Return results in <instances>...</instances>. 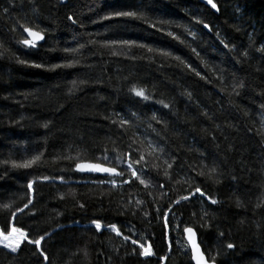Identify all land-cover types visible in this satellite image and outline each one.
I'll return each mask as SVG.
<instances>
[{
	"label": "trees",
	"instance_id": "obj_1",
	"mask_svg": "<svg viewBox=\"0 0 264 264\" xmlns=\"http://www.w3.org/2000/svg\"><path fill=\"white\" fill-rule=\"evenodd\" d=\"M213 2L218 10L206 0H0V161L22 162L43 152L29 169L0 164V205H11L0 208V231L19 227L30 239L51 234L40 250L27 241L15 253L0 247V264H194L185 227L195 230L205 255L228 242L236 245L224 249L216 264H264V52L257 51L264 45V0ZM137 7L148 21H166L160 31L144 20L101 19L113 9ZM121 22L133 27L105 31ZM32 24L46 30L36 48L18 43L28 39L21 25ZM109 38L137 40L169 55L102 47ZM79 44L84 47L74 56L63 51ZM17 57L28 63H17ZM68 60L76 63L55 70L30 66ZM73 80L85 83L68 95ZM132 84L145 88L150 99L132 95ZM117 113L136 117L118 128L109 118ZM46 121L47 129L41 127ZM149 143L163 153L150 155ZM140 155L145 159L133 168L143 169L137 175L148 187L130 174L106 178L74 170L90 162L120 171ZM165 159L175 161L168 178ZM213 161L222 173L219 183L207 176ZM200 171L206 174L197 175ZM45 175L55 179H38ZM179 177L184 180L177 183ZM105 180H115V187L100 183ZM196 186L218 203H192L196 197L175 203ZM29 197L32 204L17 211ZM201 208L207 211L206 227ZM157 209L167 214V227L156 218ZM93 220L101 223L100 231ZM141 244L151 246L153 256L139 255Z\"/></svg>",
	"mask_w": 264,
	"mask_h": 264
},
{
	"label": "snow or ice",
	"instance_id": "obj_2",
	"mask_svg": "<svg viewBox=\"0 0 264 264\" xmlns=\"http://www.w3.org/2000/svg\"><path fill=\"white\" fill-rule=\"evenodd\" d=\"M9 2H11V0H9ZM206 4L209 5L212 9H217V5L216 3L213 2V0H206ZM218 10V9H217ZM4 11L6 12L7 9H4ZM33 11H35V9H33ZM112 18H125L126 20H144L145 23L148 24V27L150 28H156L157 31H160L159 28V24L162 23H166V21L163 20H158V21H148L143 14L142 9L140 8H129L127 10L125 9H113L112 11L106 13L103 17H101V19H112ZM68 19L72 21L73 24L77 23V21L75 19H73L72 16H68ZM21 27L23 28V31L27 33V36L30 37V39H22L20 41H18V43L26 46V47H30V48H36L38 42L45 40V29L41 28L39 25L36 24H32L31 26L29 25H21ZM133 25L131 24H127L124 22H121L117 25H110L107 26L105 31L108 30V28H122L124 30H127L129 28H132ZM203 27L205 29L209 28V24L205 23L203 25ZM185 31H187V29H185ZM99 34V33H97ZM166 35L172 37V39H178L172 32H167ZM218 35V33H217ZM88 43L90 44H96L97 41L96 40H90L88 41ZM221 43L224 44L225 48H228V44L224 43L223 40H221ZM101 46L102 47H115V46H120L123 47L125 49H131L132 47H137L140 49H145L147 53H153L154 51H157L158 54L163 55V56H168L169 52L167 50L164 49H154L153 46L151 45H147L143 42H139L137 40H131V39H123V38H109V39H105L101 42ZM84 47V44H79V47H66L63 49L64 52L66 53H70L73 56L75 54H77L79 52V50L81 48ZM193 52H196V49L193 48L192 49ZM257 51L260 52H264V45H262L260 48L257 49ZM112 55H117L118 53L113 51L111 53ZM124 55H126V58L129 59H137V55L136 54H131L130 56L127 53H123ZM197 55H199L197 53ZM243 55H247V53H243ZM140 58H144L143 56H141ZM148 59H151V57H147ZM177 60H180L179 57H175ZM17 63L20 64H25L28 63L25 60H21L19 59V57L16 58ZM76 63L75 60H68L67 63H54L51 65H45V64H41V63H31L30 66L32 67H36V68H45L46 70H55L57 68H61V67H72L74 66V64ZM180 63H184L183 60H180ZM187 67V65H185ZM195 75L200 76L201 79H204L203 76L200 75L199 72H196ZM85 83V81L80 80V81H75L73 80L71 83V87L68 89L67 94L71 95L74 94L75 91H77L80 86H82ZM242 86V84L240 85ZM128 91L134 95L135 97H139L141 98V100L143 101H148L150 99V95L147 94L146 89L143 87H138L136 84H132L129 86ZM233 91L236 92V85L233 84ZM186 95H189L190 98V94L185 93ZM238 94V92L236 93ZM160 103H162L164 108H168L169 105L167 103H163V101H160ZM264 107V106H262ZM205 115H207L205 113ZM136 117V113H131L127 118L120 116L119 113L116 114V118H111V123L114 125H117L118 128H124V126L126 125H130L131 123H133V119ZM152 120H155L157 123H160L161 121L157 118V116L155 114L152 115L151 117ZM18 123V122H17ZM41 127L47 129L49 127V122H44ZM149 127H151V125H149ZM218 127V126H217ZM126 131V129H125ZM153 131H155V129H153ZM149 147L151 148V153H149L150 155L152 153H163V148H159L157 147H153L151 143H149ZM203 155V153H201V156ZM43 156V152H38L37 154L32 155L30 158H25L23 159L22 162H17L15 160H9V161H0V164H10V167L13 169H29L32 168L33 166L37 165V163L41 160V157ZM77 156H79V152H77ZM65 159H73V157H69V156H65ZM104 159L107 160L108 157L107 155L104 156ZM116 160L117 164H120V158L119 157H115L114 158ZM145 158L143 155H140L138 159L134 160V161H129L126 163V167L121 168L120 171H117L116 167H103L101 164L96 163V164H81V163H77L75 165V171H79V172H98V173H108L110 175H115L118 177H123L127 174H130L131 177L136 178V180L139 181L140 184L145 185V187H148L149 184L146 183L145 179H141L140 176L137 175L138 171H141V173L143 174V169H134L133 168V164H139L140 161H143ZM174 159L171 160V162H169L168 159L164 160V164H165V168L163 171V175L165 178L169 177V169H171L173 167V163H174ZM153 167H155V165H153ZM203 167V165H202ZM207 167V176L209 179H214L215 183H219V175H222V173H218V167L219 165L213 161V163ZM206 173L204 171H200L197 173V175H205ZM2 178V177H0ZM38 179H41L43 181H48L50 179H55L53 177H49V176H42V177H38ZM63 181V178H60ZM184 180L183 177H179L177 179V183H180ZM189 187H192V181L191 179H189L188 181ZM33 180H29L26 187L28 189L29 192L32 191L33 189ZM100 183H110L113 185V187H115L116 185V181L115 180H105V181H100ZM123 183H129L128 179H124ZM161 187H163V185H161ZM197 194H199L197 196ZM192 197H196L195 200H192V203H199V204H203L205 202V200L210 201L211 204H217L218 201L214 198H212L211 196H206V193L204 191L201 190V188L199 186H196L194 188V191L189 192L188 195H182L180 196V198L178 200L175 201L176 204H180L181 201H190ZM61 199L64 198L63 194H61ZM141 203V201H137V204ZM261 203H264V201H261ZM32 204V199L31 197L28 198L27 202L23 205L22 208L17 209V211L19 212H23L24 209H27L29 207V205ZM236 204L237 206H241V202L239 199L236 200ZM261 206L260 203H258L256 205L257 208H259ZM11 205L10 204H2L0 205V208L2 209H10ZM80 208H84V204H79ZM171 209H169L170 211ZM157 219H164L165 220V224L163 225V227H167V214L164 213L163 215H161L159 213V210L157 209ZM57 215H59V213H57ZM13 216H15V212H13ZM207 216V211L204 210L203 208H201V220H204V217ZM173 217L175 219V214H173ZM91 223L95 226V229L97 231L101 230V223L98 222L97 220H93L91 221ZM207 226V221L204 220V223L201 225V227H206ZM109 228L112 232H115L116 236H120L121 235V231L116 227L115 224H110ZM184 232L188 233V241L190 243L191 246V251H192V259L195 260V264H216V257L218 255H222L224 254V249H233L234 247H236V245L232 242H228L226 243V245H223L222 248H218L215 252L209 251L207 255H205V252L201 250L200 245L197 243L196 241V232L193 230L192 227H185L183 229ZM46 235H51L50 233H45L44 235H39L35 238H29L28 233L26 231H24L22 228L19 227H12L11 230L9 232H7V234H5V232L0 231V244L3 245L4 248L10 249V251L12 253L17 252V250L20 248L21 243L24 241H27V243L29 245H35L37 250H40L41 248V242L45 240V236ZM220 235L222 236L223 233H220ZM123 239L125 241H127L129 239V237L127 235H125L123 237ZM132 244H136L137 241L136 240H132L131 241ZM140 247V253L139 255L143 256V257H151L153 256V252L151 249V246H145L144 244L139 245ZM39 255L43 257L44 261L48 260V256L45 255L44 251H39ZM86 255V253H85Z\"/></svg>",
	"mask_w": 264,
	"mask_h": 264
},
{
	"label": "water",
	"instance_id": "obj_3",
	"mask_svg": "<svg viewBox=\"0 0 264 264\" xmlns=\"http://www.w3.org/2000/svg\"><path fill=\"white\" fill-rule=\"evenodd\" d=\"M62 1L66 2L67 0H62ZM26 35H27V33H26ZM27 38L30 39V37H28V36H27ZM45 40H46V37H45ZM45 40L38 42L37 45L43 44L45 42ZM81 164H96V163L82 162ZM99 164H101L103 167H111V166H108V165H105V164H102V163H99ZM117 171H119V170L117 169ZM80 173H83V174L88 175V176L106 177V178H118V176L110 175L108 173H98V172H80ZM185 234H186L187 242H188V244L190 246V243L188 241V233L185 232ZM196 241L200 245L197 233H196ZM200 247H201V245H200ZM190 249H191V246H190ZM201 250L203 251L202 247H201ZM191 253H192V251H191ZM193 262L195 264V260L194 259H193Z\"/></svg>",
	"mask_w": 264,
	"mask_h": 264
},
{
	"label": "rangeland",
	"instance_id": "obj_4",
	"mask_svg": "<svg viewBox=\"0 0 264 264\" xmlns=\"http://www.w3.org/2000/svg\"><path fill=\"white\" fill-rule=\"evenodd\" d=\"M24 242H25V241H24ZM22 243H23V242H22ZM22 243H21V245H22ZM0 247H1V248H4L2 244H0ZM5 249H7V248H5ZM7 250L10 251V249H7Z\"/></svg>",
	"mask_w": 264,
	"mask_h": 264
}]
</instances>
